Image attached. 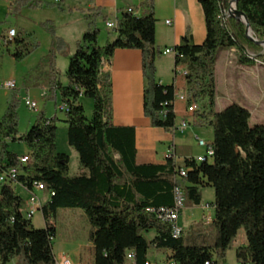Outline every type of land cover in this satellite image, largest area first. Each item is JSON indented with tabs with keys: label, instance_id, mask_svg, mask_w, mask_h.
I'll list each match as a JSON object with an SVG mask.
<instances>
[{
	"label": "trees",
	"instance_id": "1",
	"mask_svg": "<svg viewBox=\"0 0 264 264\" xmlns=\"http://www.w3.org/2000/svg\"><path fill=\"white\" fill-rule=\"evenodd\" d=\"M203 7L207 37L203 44L192 42L187 33L175 49L186 64L185 89L189 102H203L196 115L213 127L212 161L184 160L191 168L188 176L177 175L175 157L164 164H139L136 160L135 128L117 126L113 120L112 79L102 66L110 62L118 48L142 52L145 78L144 113L153 127L174 131L177 115L174 109L176 86L165 85L156 78V61L162 51L156 45L154 0L143 5L148 13L141 16L127 9L118 19L116 37L99 43L100 28L96 15L87 16L88 28L76 44L66 76L60 80L58 54L68 48L57 35L52 21L42 22L53 36L47 61L50 77L46 99L57 101L68 110L65 118H48L39 111L29 131H19L21 105L19 92L11 91L7 110L0 121V170L15 169L14 179L0 184V264H56L53 240L56 228L50 222L60 208L82 209L91 225L90 240L94 244L95 264H125L133 252L135 264H146L150 248L171 251L169 260L182 264H220L240 229L247 233V243L238 248L237 259L243 264H264V124H250L251 111L233 103L223 111H215L216 61L222 48H234L241 64L264 62V45L248 35L247 24L230 14L233 0H198ZM12 12L24 8L55 7L40 0H14ZM237 9L248 17L253 37L264 40V0H238ZM189 31V30H188ZM40 46L23 35L15 39L12 56L22 61ZM39 64H42L41 62ZM82 98L93 99V115L88 117ZM60 106V105H59ZM201 107V106H200ZM67 126L69 146L78 152L87 172L70 175V156L58 150L57 123ZM200 124H204L201 122ZM10 142H23L31 161L22 164L9 149ZM41 183L54 191L42 206L45 228L38 229L22 210L24 199L16 184ZM180 186L186 196L185 206L202 202L201 189H214V210L210 226L205 223L191 228L179 237L172 225L150 208L174 206V190ZM204 224V225H203ZM154 230L152 239L146 233Z\"/></svg>",
	"mask_w": 264,
	"mask_h": 264
},
{
	"label": "crops",
	"instance_id": "2",
	"mask_svg": "<svg viewBox=\"0 0 264 264\" xmlns=\"http://www.w3.org/2000/svg\"><path fill=\"white\" fill-rule=\"evenodd\" d=\"M40 1L53 3L51 0ZM146 1L148 0H63L55 7L24 8L20 13L14 14L12 12L14 0H0V81L2 79L3 81L9 79L16 81V90L19 92L21 100L20 108L24 103L23 98L27 96L39 104L40 99L41 101L45 100L48 87L43 85L44 80L38 75V66H45L44 71L46 72L48 52L44 51L37 54L39 52L37 51L24 60L17 61L12 56V52L18 35L39 39L36 36L37 29L40 28L42 22L50 20L54 25H58L63 29L65 36L60 37L64 38L70 44L72 50L75 51L77 42L83 37L88 28L89 20L87 16L94 14L96 15V24L100 28L99 43L104 45L107 41L116 37L115 31L107 27V22L118 21L122 13L129 7H132L139 16L148 13V9L143 5ZM42 14H46V16L42 18ZM154 15L156 17V45L161 51L180 45L187 33L190 34L192 42L195 44H203L206 40L205 15L198 0H154ZM167 21L170 22L167 23ZM10 28H15L17 35L11 44L5 45L4 37ZM68 34L70 36H66ZM51 39L48 38L49 51ZM40 46L39 50L43 48L41 41ZM62 58V55H58L57 67ZM43 61L45 62L43 63ZM40 62L42 64H39ZM26 63L27 67H24ZM177 64L174 54L162 53L156 61V78L162 84H174L176 92L187 97L185 76L176 73ZM179 67L187 69L186 64L182 61H180ZM262 69L264 72V63L262 62H256L254 65L241 64L237 59L234 48L220 49L216 61L217 96L215 111H223L229 105L236 103L249 109L252 114L251 117L253 115L263 117L264 75L261 74ZM102 70L109 72L112 79L114 124L135 128L137 163L164 164L168 155L172 153L177 163L182 165L185 159L196 158L205 153V148L198 143L199 139L204 138L202 127L205 125H198L201 122L200 117L196 115V112L188 110L193 102L175 100L174 109L177 115V128L174 131L153 127L150 118L146 117L144 113L145 78L142 69V52L140 50L116 49L111 61L105 62ZM28 74H32V83L36 91L27 89V92L23 93L22 85L24 84L22 83H24L23 81ZM221 87L223 88L222 92L220 91ZM11 91L0 86V121L7 110ZM35 93H40V95L38 96ZM60 101L61 98L58 96L55 108ZM39 111L40 106L35 112ZM45 112L48 114L47 109ZM197 117L200 122L196 120ZM184 119H187L190 125L186 130L180 131L178 128ZM32 123L31 121V125ZM213 139L214 130L211 141ZM10 144L9 149L11 150ZM73 150L72 147H66L63 152L71 158L74 155ZM12 151L19 157L29 154L27 146L22 152ZM85 172L87 170L79 165L77 175ZM15 190L19 195L25 197L26 201L28 200L30 190L26 186L16 184ZM20 191H23L26 196ZM36 193H38L42 204L48 200L46 192L36 191ZM207 204H211V202H203L202 197L201 204L185 206L179 217V225L182 226L183 231L186 228L191 229L194 224L198 223H205L208 227L210 226V223L206 221V217L213 218L215 210L207 207ZM148 234L152 239L156 232L152 230ZM239 246L240 244L234 249V260L228 256L222 264H233V261L235 264H240L237 259ZM170 255V250H159L152 247L148 250L147 262L149 264H168ZM55 257L58 260L56 255ZM71 259L75 264H95L94 244L90 240V236L88 242L75 249ZM128 260L130 264H135L134 260Z\"/></svg>",
	"mask_w": 264,
	"mask_h": 264
},
{
	"label": "rangeland",
	"instance_id": "3",
	"mask_svg": "<svg viewBox=\"0 0 264 264\" xmlns=\"http://www.w3.org/2000/svg\"><path fill=\"white\" fill-rule=\"evenodd\" d=\"M45 16H46V14L41 15L42 18H44ZM54 26H55V30H56V33L58 36H65V33L60 26H58V25H54ZM101 27H102V25H101ZM102 29H103V27H102ZM36 36H38L39 39H36V38L31 39L30 37H27V36H25V37L27 38V40H29L31 42H37L36 40H38V42L41 41L43 43V48L41 50H39L41 47V46H39L36 50H34V52L39 51V52H37V54H41L42 52L46 51V52H48V55H49L50 51L48 49L49 48L48 47V38H52L50 40V50H51L52 42H53L52 34L44 26L40 25V28L37 29V35ZM66 36H70V35L68 34ZM75 51H73L72 48L70 47V44H68L67 50L58 54V55H62V57H63L61 59V61L59 62L58 68H59L60 73H61L60 80L64 85L68 84V78L66 76V73H67V70H68L69 65H70V59L73 56V54L75 53ZM44 62L45 61H43V63ZM258 62H261V61H258ZM47 63H48V61H47ZM262 63H264V62H262ZM43 65H45V64H43ZM24 67H27V63L24 64ZM44 68H45V66L44 67L38 66V71H39L38 75H40L41 78L44 80L43 85L45 86L47 84L49 77H50L49 64H48V68H47L46 72L44 71ZM261 74L264 75L263 69L261 70ZM1 81H3V79ZM32 81H33L32 74H28L23 81L24 83H22V84H24V85H22L23 86V93H26L27 89H33L34 91H36L35 86L33 85ZM263 82H264V78H263ZM222 89L223 88L221 87L220 88L221 92L223 91ZM35 94L38 96L40 95V93H35ZM82 102H83V105L85 108L86 115L88 117H91L93 115V108H94L93 99L83 98ZM61 103H62V101H60V103H58V106H57L58 108L57 107L55 108V101L50 100V99H46V98H45V100L41 101V99H40V101H39L40 111L47 109V111H48L47 117L48 118H53L55 115H57L60 119H64L65 118V112H63L59 109V105H61ZM202 104H203V102L198 103L199 109H201V110L203 109ZM46 105H47V107H45ZM18 112H19V116H20L19 131L21 134H24V133L29 131L30 127L32 126L31 121L33 123L35 122L39 112L31 111L25 105V103H23L22 107L20 109H18ZM198 117L196 120H198V122H200ZM200 119H201V122H204V125H205L202 127L204 129V131H203L204 138L203 139L207 142H212L211 139L213 138V127L211 125L207 124L203 118L200 117ZM250 124L251 125L264 124V114H263V117H260L258 115L257 116L253 115V117H251V119H250ZM198 125H203V124H198ZM57 127H58V130H57L58 150L63 152L66 147H71V146H69L68 140H67V126L63 122H58ZM10 143H11L10 144L11 150H15L16 152H22L26 148V145L23 142H10ZM73 151H74V155L71 156V158H70L71 159L70 175L71 176H77L78 168H79V165H81V164L79 162L78 152L75 149ZM20 192L25 195V193L23 191H20ZM36 194L38 195V193H36ZM202 197H203V202L213 203L214 202V189H213V187H209V186L203 187L202 188ZM23 199H24V204L22 206V210H23V212H25L27 210V201H26L25 197H23ZM50 222L56 228V236L53 240V251H54V254L57 256L58 259H60L64 255L71 258L75 249H78V247H80V245L85 244L86 242L89 241V234H90V230H91V225L89 223V220H88L85 212L80 208H60L59 211L57 212V214L53 218H51ZM32 224L38 229L45 228L46 223H45V219L43 217L42 212L39 211L34 215V217L32 218ZM198 224H200V223H198ZM198 224H194V226L192 228H195ZM204 227L206 228V230L212 229V226L208 227L206 224ZM189 231H190V229L186 228L184 233L187 235L189 233ZM145 235L148 239H150L149 234L146 233ZM246 243H247V233H246V230L244 228H242L238 232V236L236 237V239L233 241L232 247L228 250L226 258L229 256V258L233 259L234 258V251H235L234 249H236V246L240 244L239 247H243L246 245ZM232 263L235 264L234 261ZM8 264H15V263L10 262ZM126 264H130L129 260H127ZM240 264H243V263L240 262Z\"/></svg>",
	"mask_w": 264,
	"mask_h": 264
},
{
	"label": "built area",
	"instance_id": "4",
	"mask_svg": "<svg viewBox=\"0 0 264 264\" xmlns=\"http://www.w3.org/2000/svg\"><path fill=\"white\" fill-rule=\"evenodd\" d=\"M51 1H53V3L55 4H60L62 3L63 0H51ZM128 9H130V11H135L132 7H129ZM117 22H118L117 20L108 21L106 25L109 29H112L114 31L117 28ZM169 22L170 21H167V23ZM16 35H17V30L15 28H10L4 37V44L5 45L11 44L14 41ZM162 53L163 54H174L175 57L179 56L180 58H183L182 54H180L175 48H167L163 50ZM179 63L180 62H178V64L176 65V73H180L183 76H186V74L188 73V70L186 68L185 69L180 68L181 66L179 67ZM0 86L5 87L10 90H14L17 88V83L15 80L9 79L5 81H0ZM176 99H179L182 101L188 100L184 94H178L177 92L175 94L174 101ZM23 102L29 109L33 111H37L39 108L38 102L35 100H32L29 96L24 97ZM59 109L66 110V111L68 110V108L64 104H61L59 106ZM188 110L190 112H195L199 110V108H195V103L193 102L188 107ZM189 125H190V122L187 119H184L181 122L178 129L180 131H184L189 127ZM198 143L199 145L205 148V153L203 155L196 157L195 161L197 162L212 161L214 158V154H215L212 143L207 142L204 139H199ZM168 157H174V155L170 153ZM19 160L21 161L22 164H28L31 161V157L29 154H27V155L20 156ZM190 169L191 168H188L184 165L180 166L177 172L178 177L180 178L187 177L188 171ZM16 174L17 172L15 169H10L9 171H6V172L0 170V184L6 181H10L11 179H14L16 177ZM36 191L46 192L48 195V199H50L51 196L55 194L54 191L47 190L45 185L34 184L33 189L30 190V196L27 200V210L24 212V215L28 219H32L37 212L39 211L42 212L43 204L41 203V199L36 194ZM174 194H175V198H174L173 207H169V208L161 207L159 209L150 208L149 210L153 212L155 211L158 214L159 218H161L162 220L166 222L171 223L173 235L175 237H179L181 235L180 227H182L179 225V217H180L182 210L185 208L186 196H185L184 190L180 186L175 187ZM207 207L214 209L215 205L214 203H211V204H207ZM212 220H213L212 217H209V216L206 217L207 223H211ZM128 259L134 260L133 252L128 253ZM56 264H75V263L70 257L64 255L60 259L56 260ZM146 264H149V262H147ZM168 264H182V263L176 262L174 260H169ZM207 264H209V262H207ZM220 264H222V262Z\"/></svg>",
	"mask_w": 264,
	"mask_h": 264
},
{
	"label": "water",
	"instance_id": "5",
	"mask_svg": "<svg viewBox=\"0 0 264 264\" xmlns=\"http://www.w3.org/2000/svg\"><path fill=\"white\" fill-rule=\"evenodd\" d=\"M237 3H238V0H233L232 7L230 9V14L234 15L238 19L243 20L247 24V26H248V30H247L248 35L253 41H255L258 44L264 45V40H258V39L253 37L252 30H251V25H250V22L248 20V17L246 16V14L244 12L239 11L237 9Z\"/></svg>",
	"mask_w": 264,
	"mask_h": 264
},
{
	"label": "bare ground",
	"instance_id": "6",
	"mask_svg": "<svg viewBox=\"0 0 264 264\" xmlns=\"http://www.w3.org/2000/svg\"><path fill=\"white\" fill-rule=\"evenodd\" d=\"M38 185H43V184H41V183H37ZM182 231V229H181V227H180V232Z\"/></svg>",
	"mask_w": 264,
	"mask_h": 264
}]
</instances>
